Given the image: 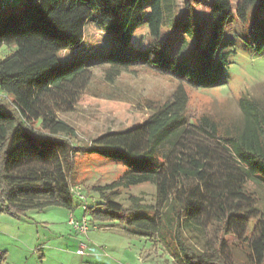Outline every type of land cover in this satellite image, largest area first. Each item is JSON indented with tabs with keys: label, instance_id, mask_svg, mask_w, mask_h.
I'll return each instance as SVG.
<instances>
[{
	"label": "trees",
	"instance_id": "trees-1",
	"mask_svg": "<svg viewBox=\"0 0 264 264\" xmlns=\"http://www.w3.org/2000/svg\"><path fill=\"white\" fill-rule=\"evenodd\" d=\"M0 0V206L17 215L50 206L75 208L72 175L78 155H95L125 167L110 184L96 186L101 207L85 209L96 221H119L127 230L170 245L172 236L185 264H236L223 256L226 245L199 250L184 237L209 208L219 211L224 234L247 241L252 264H264V211L246 191L248 180L264 182V103L240 98L242 121L222 128L210 116L187 114L194 88L213 87L228 65L232 40L225 37L232 15L246 22L264 0ZM202 8L204 15L198 13ZM149 40L130 48L138 27ZM176 48L160 42L164 29L176 35ZM91 60L86 59L103 45ZM259 51L260 38L246 40ZM197 56V65L193 58ZM107 66L106 80L145 66L180 80L171 98L142 123L79 143L77 131L59 118L72 112L89 87L92 66ZM38 125V126H37ZM199 132L214 141L192 140ZM186 180L194 181L188 191ZM150 183L156 203L136 196L127 209L114 200L119 188ZM87 201V200H86ZM82 202V201H81ZM83 203V202H82ZM255 223L250 229V220ZM250 233V234H249Z\"/></svg>",
	"mask_w": 264,
	"mask_h": 264
},
{
	"label": "rangeland",
	"instance_id": "rangeland-1",
	"mask_svg": "<svg viewBox=\"0 0 264 264\" xmlns=\"http://www.w3.org/2000/svg\"><path fill=\"white\" fill-rule=\"evenodd\" d=\"M21 0H14L11 7ZM235 7L237 0H232ZM183 0H180L179 18L185 20ZM203 16L204 11L198 8ZM264 31V2L259 3L243 22L236 14L229 19L225 37L232 40L229 47L228 65L224 68L220 82L213 87L194 88L184 83L189 96L187 114L196 119L210 116L222 128L237 125L242 121L240 98L245 96L264 103V49L259 51L246 40L260 38ZM184 33L181 28L176 35L164 29L160 42L170 50L176 48L177 39ZM149 40L148 26L138 27L130 48H138ZM108 46V35L103 33V45L87 56L91 60ZM11 47L0 49V58L11 53ZM197 63V56L193 58ZM197 65V64H196ZM107 66H92V80L76 109L59 113L77 131L79 143L87 144L103 133L131 128L142 123L159 106L168 101L180 80L169 74L158 73L145 66H135L114 81L106 80ZM38 126V125H37ZM192 140H200L213 145L214 141L196 132ZM125 167L110 159L95 155H78L73 184L84 188L89 206L101 207L103 198L94 188L112 183L124 172ZM187 189L194 190L195 183L186 180ZM246 191L252 195L259 209L264 211V182L248 180ZM114 200L125 208H131L132 197L140 198L144 204L156 203V186L144 183L129 188H119ZM75 208L50 206L42 210H30L13 215L0 206V264H185L178 253L173 236H168L170 245L154 238L131 232L119 221L101 222L88 213L87 235H81L68 224L70 214L76 219L85 215L81 200L74 196ZM203 212L191 228H184V237L199 250L211 247L221 249L225 240L223 256L236 264H252L247 241L234 233L224 234L219 211L210 207ZM255 223L250 220V229ZM102 227V228H99ZM250 234V233H249ZM81 243L86 244L84 254H78Z\"/></svg>",
	"mask_w": 264,
	"mask_h": 264
},
{
	"label": "built area",
	"instance_id": "built-area-1",
	"mask_svg": "<svg viewBox=\"0 0 264 264\" xmlns=\"http://www.w3.org/2000/svg\"><path fill=\"white\" fill-rule=\"evenodd\" d=\"M71 191L74 196L78 197L82 202L83 206L87 208V196L85 194L84 188L80 185H74L71 187ZM68 224L81 235H87L89 228V218L87 215H84L81 219H76L73 214H70ZM102 228V227H99ZM86 249V244L81 243L80 248L77 250L78 254H84Z\"/></svg>",
	"mask_w": 264,
	"mask_h": 264
}]
</instances>
